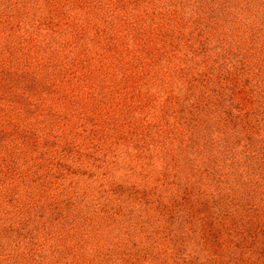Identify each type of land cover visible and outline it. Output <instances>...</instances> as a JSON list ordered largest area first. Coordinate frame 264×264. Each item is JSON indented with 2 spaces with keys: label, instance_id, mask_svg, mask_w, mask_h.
<instances>
[{
  "label": "rangeland",
  "instance_id": "obj_1",
  "mask_svg": "<svg viewBox=\"0 0 264 264\" xmlns=\"http://www.w3.org/2000/svg\"><path fill=\"white\" fill-rule=\"evenodd\" d=\"M0 264H264V0H0Z\"/></svg>",
  "mask_w": 264,
  "mask_h": 264
}]
</instances>
